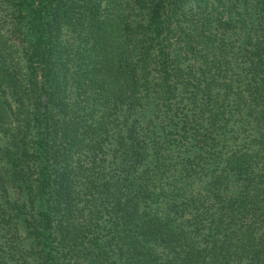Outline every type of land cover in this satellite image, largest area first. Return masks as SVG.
Wrapping results in <instances>:
<instances>
[{
	"label": "trees",
	"instance_id": "obj_1",
	"mask_svg": "<svg viewBox=\"0 0 264 264\" xmlns=\"http://www.w3.org/2000/svg\"><path fill=\"white\" fill-rule=\"evenodd\" d=\"M0 264H264V0H0Z\"/></svg>",
	"mask_w": 264,
	"mask_h": 264
}]
</instances>
